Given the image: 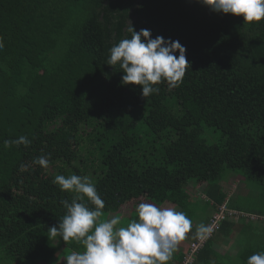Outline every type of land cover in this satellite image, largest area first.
Returning <instances> with one entry per match:
<instances>
[{
	"label": "trees",
	"instance_id": "obj_1",
	"mask_svg": "<svg viewBox=\"0 0 264 264\" xmlns=\"http://www.w3.org/2000/svg\"><path fill=\"white\" fill-rule=\"evenodd\" d=\"M130 22L185 46L191 68L178 88L161 83L143 98L106 63L110 48L130 38ZM0 42V264L58 261L66 243L49 239L48 229L74 194L53 180L73 174L95 184L101 220L126 206L128 221L138 219L141 203L183 208L190 187L206 185L217 212L227 203L249 220L240 264L264 252V226L252 231L254 216L236 208L223 185L229 173L254 183L244 194L258 198L264 217V20L249 24L198 0H0ZM207 128L219 130L222 143L208 144ZM20 136L31 144L5 146ZM40 156L47 168L33 162ZM234 221L188 264L236 229ZM67 246L60 258L84 251Z\"/></svg>",
	"mask_w": 264,
	"mask_h": 264
},
{
	"label": "clouds",
	"instance_id": "obj_2",
	"mask_svg": "<svg viewBox=\"0 0 264 264\" xmlns=\"http://www.w3.org/2000/svg\"><path fill=\"white\" fill-rule=\"evenodd\" d=\"M198 2L215 13L242 16L249 24L264 20V0ZM127 31L130 38L112 46L106 62L113 68L118 65L122 70V84L140 86L143 98L158 93L161 83H166L169 90L178 88L191 68L185 46L178 40L159 35L153 38L149 29L136 31L131 22ZM0 47H3L2 42ZM4 144L6 147L28 146L31 141L20 136L5 140ZM33 162L47 168L50 161L40 156ZM53 183L61 191L74 195L71 201H61L66 213L58 225L48 229V238H59L65 243L74 241L84 247L83 252L72 251L66 255L64 264H168L179 243L192 230L193 222L184 212L151 203L139 204L136 208L138 219L126 226L121 224L120 217L101 220L105 202L88 176L57 175ZM89 203L94 208H90ZM211 232L210 226L201 223L196 235L205 239ZM247 264H264V252L249 256Z\"/></svg>",
	"mask_w": 264,
	"mask_h": 264
},
{
	"label": "crops",
	"instance_id": "obj_3",
	"mask_svg": "<svg viewBox=\"0 0 264 264\" xmlns=\"http://www.w3.org/2000/svg\"><path fill=\"white\" fill-rule=\"evenodd\" d=\"M230 181V180H229ZM226 188L225 191L229 192L230 197L232 196L231 193V186H228V184H223ZM206 185L202 186H191L190 191L193 194L192 201L189 203V205L185 207H177L176 205H172V203L167 202L164 206L161 208H175L178 211L182 212H188L189 214H192V217H194L193 214H195L193 226L191 232L186 236V238L181 241L176 249V251L173 254V258L171 261L168 262V264H183V259L186 255H188L190 247L193 242H195L199 236L196 235V230L198 226L203 223L206 226H209V223L211 219L215 216V214L218 211V207L215 205L213 201H210L206 195ZM206 201L207 207L205 209V213L198 212L199 211V205L201 201ZM223 206V205H222ZM194 207H196L195 211H193ZM257 217V216H254ZM264 218V217H263ZM249 219V218H248ZM250 220H252L250 218ZM251 223H254V226L256 227H262L264 226V222L260 221H250ZM236 225V229L232 230L229 234H219L215 237L213 241L210 242L211 248L205 249V251L199 255L197 259H200V262L197 261L194 264H240V261L238 259L240 251L242 246L245 244V238L248 234L242 235L240 233L241 228H243L244 224L246 223L248 225L249 220H246L245 223L243 220H238L233 222ZM243 224V225H241ZM63 251H59L57 254L58 261L57 264H64V258L60 255ZM50 264H54L55 263ZM62 262V263H61ZM55 263V264H56Z\"/></svg>",
	"mask_w": 264,
	"mask_h": 264
},
{
	"label": "rangeland",
	"instance_id": "obj_4",
	"mask_svg": "<svg viewBox=\"0 0 264 264\" xmlns=\"http://www.w3.org/2000/svg\"><path fill=\"white\" fill-rule=\"evenodd\" d=\"M222 137H223L222 133L219 130H216L214 128H207L206 131H205V134H204V138L206 139L208 144H219V143H222ZM229 177H230V181H228V185L229 186L232 185V187L230 188L231 189V193H232V191L233 192L235 191L234 193H232V195H234V197H233L234 198V200H233L234 201V206L236 208H240L241 210H244V211H246L248 213H252L253 216H260L262 209L260 208L261 206L258 205V198L251 197L249 195H245L244 194V189H243V185L245 184L244 186H247L251 191H253L254 190L253 186H255L254 183L253 184L252 183H247V182L243 183V179L240 176H237L235 174L232 175V173H229L227 179ZM227 179L225 181H227ZM239 186L241 187V189L239 188ZM253 196H255V195L253 194ZM206 207H207V203H206V201L204 199V201L200 202L199 211L198 212L205 213ZM195 208L196 207H194L193 211L196 210ZM132 209H133L132 206H126V207L122 208L119 213L111 214V215L105 217L104 220L111 219L113 217H120L121 218V224L123 226H126L127 223L129 222L128 219L130 218ZM185 214L192 220V222L195 220L194 219L195 216L192 217V214L188 215V212H185ZM254 227L255 226L252 225L250 229L252 230V229H254ZM252 231H254V230H252ZM60 240L61 239H58L57 241H60ZM253 242L254 241L251 240V243H253ZM70 243H72V242H70ZM59 244L60 243H56L57 246H59ZM67 245H69V242H67L65 246L63 244L60 247L59 250L62 251V250L65 249L66 250L65 252L70 251ZM64 257L65 256H63V258Z\"/></svg>",
	"mask_w": 264,
	"mask_h": 264
},
{
	"label": "built area",
	"instance_id": "obj_5",
	"mask_svg": "<svg viewBox=\"0 0 264 264\" xmlns=\"http://www.w3.org/2000/svg\"><path fill=\"white\" fill-rule=\"evenodd\" d=\"M240 215L237 212H233L227 206V203L220 208V211L215 214L211 219L209 226L212 228V232L208 235L207 238L201 239L198 238L195 242L192 243L188 255H186V263L188 264L193 261L196 254L201 251L206 243L211 240L217 233L220 232L222 225L233 219H237ZM254 221L264 222V218L261 217H251Z\"/></svg>",
	"mask_w": 264,
	"mask_h": 264
}]
</instances>
